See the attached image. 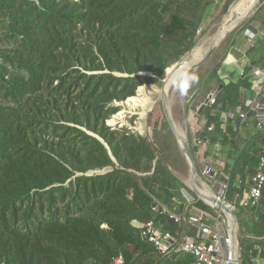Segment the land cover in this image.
Returning a JSON list of instances; mask_svg holds the SVG:
<instances>
[{"label": "trees", "instance_id": "1", "mask_svg": "<svg viewBox=\"0 0 264 264\" xmlns=\"http://www.w3.org/2000/svg\"><path fill=\"white\" fill-rule=\"evenodd\" d=\"M234 1L222 0L224 13ZM215 3L0 0V264L194 261L179 249L160 253L134 224L154 220L179 231L163 210L183 211L184 184L156 159L147 138L108 121L121 109L118 102L144 83H161L195 48ZM253 22L264 29V5L242 28ZM263 40L244 77L214 82L211 70L188 102L194 116L221 87L216 103L196 117L205 123L188 139L194 155L196 137L228 148L223 156L205 155L223 163L218 180L236 205L241 264H264V190L256 204H240L264 156V129L252 123L256 114L246 94L250 72L264 70ZM238 110L255 126L246 139L229 116L241 120Z\"/></svg>", "mask_w": 264, "mask_h": 264}, {"label": "rangeland", "instance_id": "2", "mask_svg": "<svg viewBox=\"0 0 264 264\" xmlns=\"http://www.w3.org/2000/svg\"><path fill=\"white\" fill-rule=\"evenodd\" d=\"M247 2L248 0H235L230 5L229 9L224 13L222 0H216L215 5L209 10L207 14V17L205 19V24L203 26L202 32L200 34L199 40L194 50L184 55L176 63L191 59V57L193 56L192 54H194L197 48L199 47L201 48V46L203 47L205 44H207L208 41H210L211 36L217 30L218 26L221 25L223 18L225 17L226 14L229 13L230 8L235 3H237L236 4L237 9H240L243 6H245ZM262 5H264V0H260L256 9L247 18H244L245 20L243 19L244 21L242 20V22H240L237 25V27H235L232 30L230 35L234 37L235 42L237 40L238 43L240 42L243 45V43L247 41L248 37L245 35V31L244 28H242V25L243 23L248 21L250 17L253 16L255 12ZM227 39L223 41L216 48V51L213 53V55L207 62H205L203 65L199 66L198 68L188 70L185 74L181 76L179 81L168 90L167 98H168V108L170 109V118L173 122L174 127L175 124H177L179 127H182L185 130L187 137L189 133L193 135L195 133L194 132L195 128L198 127L199 125H202V120H204V119L196 118L199 114L194 115L195 117L190 114L191 110L190 109H189L190 111L188 110V102L193 96V93L198 92L200 84L202 83L204 78L209 74L212 68L217 65V61H219L221 55L225 53L226 49L230 46ZM253 41L254 40L251 38L250 43L251 42L253 43ZM169 69L170 70L168 72L169 75L171 76V73L173 72L172 70L173 68L170 67ZM147 75L150 76L151 74L147 73ZM190 77H195V79L194 80L189 79ZM163 80L161 83H151V82L144 83L138 88L137 94L135 96L125 101L118 102L121 105V109L115 115H113V117L108 121V123L113 126L118 125L119 127L125 125L132 131H135L141 134L142 136H144L145 138H147V140L152 144L153 148L156 151V155L158 157V158L156 157V159H160V158L163 159L165 161V164L170 169V171L184 184L185 187L182 189V191L185 192L186 194H189L190 195L189 197L191 199L193 200L198 199L199 197L197 193L193 191L195 188L190 187V185L186 181L191 173L190 167L186 161L184 153L179 147L177 134L170 125L166 116V112L162 100ZM185 84L187 85V89L182 93L181 89ZM199 94L200 95L202 94V90H200ZM136 97L149 99V101L153 103V105H151L150 107L151 109H149L148 112L149 115H147V119L145 120V124H147L146 125L147 132H145L144 134L137 129V124L139 123V121H141V117H140L141 107H136V108L130 107V103H132L133 99ZM254 130H255L254 127L251 128L250 133L253 132ZM250 133L248 135H245V133H241L240 136H242V139H246V137H248ZM227 149L228 148H224L221 151H217V154L223 156L225 154V151H227ZM204 150L205 148L201 147L200 150L198 149V151H196V155H194L197 163L198 175L201 178L200 181L204 183V185L210 187L213 193L216 192L218 194H221V192L225 190V188H224V183L218 180V174L221 172L223 163L219 161H211V159L207 158V156L205 155ZM207 166L210 167L211 171L205 173V169ZM200 181L198 182L195 181V183H198V186H200L199 185ZM208 208L207 209L211 213L215 215L218 214L217 212L219 211V209L215 210L210 206ZM220 212L222 214L221 218L222 220H224L225 225L227 227L226 216L223 211ZM179 214H182V212ZM237 234L238 237L241 235V228L239 226L238 220H237Z\"/></svg>", "mask_w": 264, "mask_h": 264}, {"label": "built area", "instance_id": "3", "mask_svg": "<svg viewBox=\"0 0 264 264\" xmlns=\"http://www.w3.org/2000/svg\"><path fill=\"white\" fill-rule=\"evenodd\" d=\"M252 39L255 41L254 38ZM256 73L262 72L257 70ZM217 95V91H211L207 96L208 103L206 105L215 104L217 101ZM201 105L199 106V109ZM252 110L255 111L258 128L264 129V105L261 103H255ZM198 112L199 110L195 111L194 115L198 114ZM245 116L246 112L241 111V119H244ZM194 145L198 151V149L200 150L204 145V141L200 137H196L194 139ZM208 171L211 170L210 167L207 166L205 173ZM224 188L225 190L218 195L226 202H229L226 200L225 191L227 184L225 183ZM263 190L264 156L256 167L249 190L245 191L240 204L243 206L256 204L262 197ZM183 196L185 205L182 214L168 213L166 209L163 210L172 223H176L180 226L179 231L174 233L171 230L165 229L161 223H157L154 220L138 222L136 223V226L141 228L143 237L154 245L162 254H167L175 249H179L186 254L192 255L194 261L191 264H229L230 258H232L234 242L236 240L238 243V240L235 237L232 243L233 246L231 247L230 221L228 217L225 215L227 221L226 227L224 220L221 218L222 214L220 210L217 212L218 214L215 215L199 203L202 201L199 198L193 200L189 197L190 195L185 192H183ZM229 203L230 208L235 212L236 205L232 202ZM214 209L216 210L217 208ZM236 257L240 259L241 264L242 254L241 249H239V243L238 255ZM121 262L122 258L117 259V263ZM256 264L262 263L257 260Z\"/></svg>", "mask_w": 264, "mask_h": 264}, {"label": "crops", "instance_id": "4", "mask_svg": "<svg viewBox=\"0 0 264 264\" xmlns=\"http://www.w3.org/2000/svg\"><path fill=\"white\" fill-rule=\"evenodd\" d=\"M260 23H250V26L244 29L245 35L248 37L247 41L243 43V45L236 40L234 37L231 39V42L229 43V47L226 49L225 53H223L217 61V65L212 68V70H216L217 78H215L214 82H218V80H222L224 82H230V81H237L241 77H244L245 75V67L249 64L250 59L252 57H256V55L259 53V47L260 46V38L264 37V29H259ZM257 29V30H256ZM254 38L255 41L253 43H250V39ZM264 41V40H263ZM245 44V45H244ZM258 44V45H257ZM257 46V48L254 49V51H251L250 48H254ZM259 70L262 73H256V71ZM250 81L252 82V88L249 91H246L248 100L247 104L250 106L251 111L255 103H261L264 105V70L262 68H254L250 72ZM214 91V90H213ZM215 91H218V89H215ZM208 97H206L207 99ZM205 99V100H206ZM204 100V102H205ZM191 106L193 103L198 102V98L192 100ZM199 110V108L197 109ZM190 111V110H189ZM255 112V111H254ZM238 113L240 114L241 111L238 110ZM198 114H200L198 112ZM196 114V115H198ZM234 119L232 121V124H234L235 130H237L240 134L245 133V135H248L250 133L251 128H255L254 124L257 123L256 116L253 122L250 123L246 120H239V118L236 117L233 113H229ZM251 114V113H250ZM205 119L202 120V125L204 124ZM246 123V124H245ZM227 124V122L224 123V125ZM199 125L198 127L202 126ZM195 128V127H194ZM197 127L195 128V130ZM195 132V131H194ZM193 132V133H194ZM195 136V133L193 134ZM205 148L204 153L206 151L211 152L212 154H217V151H221L224 148H227L220 142H204V145L202 146ZM207 158L211 159V161H219L213 158L211 155L207 156ZM222 163V162H221ZM140 221H135L134 224L138 223Z\"/></svg>", "mask_w": 264, "mask_h": 264}, {"label": "bare ground", "instance_id": "5", "mask_svg": "<svg viewBox=\"0 0 264 264\" xmlns=\"http://www.w3.org/2000/svg\"><path fill=\"white\" fill-rule=\"evenodd\" d=\"M260 0H248V2L245 4V6H243L240 9H237V6L235 3L229 10V13L225 15V17L222 20V23L220 26H218L217 30L214 32V34L211 36L210 41L207 42V44H205L203 47L201 46V48H197L194 52V54H192L193 56L191 57V59L186 60L185 63L178 69H176L174 66H171V68H173V72L171 73V76L169 75L168 69H167V75H169V89L176 84L179 79L181 78V76L183 74H185L191 66H193L196 62H198L201 58H203L208 51L215 46L218 42H220L226 32H228L230 29H232V27L234 26V24L237 21H240L246 17H248L257 7V5L259 4ZM202 44V43H201ZM148 86V85H147ZM168 89V90H169ZM142 95V94H140ZM148 97V96H147ZM171 104V103H170ZM151 105H153L152 102L149 101V99H144V98H134L133 102L130 103V107L132 108H136V107H141V111H140V117H141V121H139V123L137 124V129L141 132V133H145L147 132V124H145V120L147 119V115L149 112V109H151ZM153 108V107H152ZM167 110L168 113L170 114V109L168 108V101H167ZM112 122V121H111ZM175 132L177 134V140L179 143V147L181 148L182 152L184 153V156L186 158L187 163L189 164L190 167V175L189 178L186 180L187 183L190 185V187L197 189L199 192L205 194L208 197H211L213 194V191L210 187L204 185V183H202L200 181V176L198 175V170L194 171L192 168V163L190 161V159L188 158L184 148H183V141L186 138V132L182 127H179L177 124H175ZM187 178V177H186ZM195 181H200L198 186V183H195ZM238 234L236 232V238H237ZM238 255V243L235 240L234 242V249L232 252V257H236Z\"/></svg>", "mask_w": 264, "mask_h": 264}, {"label": "water", "instance_id": "6", "mask_svg": "<svg viewBox=\"0 0 264 264\" xmlns=\"http://www.w3.org/2000/svg\"><path fill=\"white\" fill-rule=\"evenodd\" d=\"M247 18V17H246ZM243 20V19H242ZM242 20L240 21H237L234 26L232 27V29H230L228 32H226L224 38L218 42L215 46H213L209 51L208 53L203 57L201 58L198 62H196L193 66L190 67V69H195V68H198L199 66L203 65L205 62H207L211 56L213 55V53L216 51V48L223 42L225 41L230 33L232 32V30L237 27V25L242 22ZM245 20V19H244ZM243 20V21H244ZM194 50V49H193ZM185 63V61H182V62H179V63H176L174 65V67L176 69L180 68L183 64ZM189 69V70H190ZM169 75L166 74V77L165 79L163 80V85H162V100H163V104H164V108H165V112H166V116H167V119L170 123V125L172 126V128L174 129L175 131V128H174V125H173V122L170 118V114L168 113V110H167V101H168V98H167V95H168V89L170 86L169 85ZM221 90V87L218 89L217 93ZM208 103V98L205 100V103H203L199 109V113H201V111L205 108L206 104ZM183 148L188 156V158L190 159L191 161V165H192V168L194 171H197V163H196V159H195V156H194V153L192 151V148L190 146V142H189V139L188 137L186 136V138L184 139L183 141ZM105 170L103 171H98L99 173H103L105 172ZM195 193H197L198 197L200 200H202L203 202H205L206 204L210 205L211 207H214V208H217L219 209L220 211H223L224 214L228 217L229 221H230V242H231V247L233 246V241H234V238L236 237V232H237V219H236V215H235V212L230 208V203L229 202H226L223 198H221L218 193L214 192L212 194L211 197H208L206 196L205 194L199 192L198 190L194 189L193 190ZM238 236H237V240H238ZM238 243H239V240H238ZM240 246V244H239ZM229 264H240V259H238L237 257H232L230 258V262Z\"/></svg>", "mask_w": 264, "mask_h": 264}, {"label": "clouds", "instance_id": "7", "mask_svg": "<svg viewBox=\"0 0 264 264\" xmlns=\"http://www.w3.org/2000/svg\"><path fill=\"white\" fill-rule=\"evenodd\" d=\"M189 79L194 80L195 77H190ZM186 89H187V85L185 84V85L182 87V89H181L182 93H183L184 91H186Z\"/></svg>", "mask_w": 264, "mask_h": 264}]
</instances>
